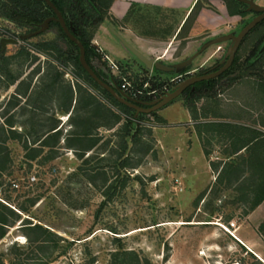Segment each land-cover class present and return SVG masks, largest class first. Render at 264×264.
I'll return each mask as SVG.
<instances>
[{"label":"rangeland","instance_id":"374dc122","mask_svg":"<svg viewBox=\"0 0 264 264\" xmlns=\"http://www.w3.org/2000/svg\"><path fill=\"white\" fill-rule=\"evenodd\" d=\"M229 1L201 0L163 63H178L213 39L238 34L256 16L248 5L246 14H230ZM35 3L0 0V40H20L5 49L0 44V199L15 210L9 221L17 225L0 241V264L218 263L213 254L198 256L205 253L200 245L204 239L221 241L220 262L244 257V264H261L256 256L230 248L232 235L224 228L241 221L256 200L259 175L246 171L242 158L240 173L228 167L220 173L251 130L264 131V22L245 37L236 64L215 78L214 88L202 97L193 101L183 93L154 115L133 116L79 72L69 56L78 54L77 47L57 25L22 38L34 29L18 16ZM203 8L208 11L202 13ZM180 20L175 11L140 8L131 25L161 38ZM87 29L92 33V24ZM232 43L207 47L180 71L181 80L220 67ZM91 45L90 60L108 78H120L103 52ZM133 59L121 68L137 85L149 78L153 88L181 81L176 72H152ZM223 124L237 127L238 137H230ZM32 174L37 180L28 184ZM16 180L19 189L12 186ZM22 220L53 234L16 229L24 226Z\"/></svg>","mask_w":264,"mask_h":264},{"label":"trees","instance_id":"16d2710c","mask_svg":"<svg viewBox=\"0 0 264 264\" xmlns=\"http://www.w3.org/2000/svg\"><path fill=\"white\" fill-rule=\"evenodd\" d=\"M57 7L61 10V12L63 13L65 20L67 22L68 27L70 28V30L82 41V43L84 44L85 48H86V56H87V61L89 62V64L91 65V67L95 70V72L99 75V77L101 79H103L104 81L110 83V84H116L119 87L122 84V78L123 77H128L129 75H126L125 73H123L122 71V65H119V70H120V78L115 76V75H111L110 78H108L106 76L105 71H103L102 69H100L92 60H90L89 58V54H90V47L92 46L91 44H93L92 40H93V34L96 31V29L99 27V25L103 22H105L106 20H109L110 17L108 16L110 14V7L113 3L114 0H107L103 3V0H72L71 3H67V2H63L61 0H52ZM200 1L198 0L197 3L195 4L192 12L190 13V15L188 16L187 20L185 21L182 29L184 28L185 24L187 23L189 17L193 14V12L199 8L200 6ZM35 7L34 6H25L23 8V12L22 15L18 16V19L21 21L22 24H25L27 26H30L35 30H38L42 24L44 23V21L50 17L54 15L53 10L46 4L45 0H35ZM102 3L104 6L105 11H102V6L99 4ZM227 7L229 10L230 14H246L247 10V4L239 1V0H230L227 3ZM103 9V10H104ZM93 10V11H92ZM112 18V17H111ZM113 20H115L114 18H112ZM264 22V20L259 23L254 29H256L260 24H262ZM114 23V22H113ZM89 24H92L93 27V31L92 33H90V30L87 29ZM57 25V27L60 30V33L70 42V43H74L73 41H71L67 35L64 33L63 29L61 28L60 24L58 22L52 21L50 23V27ZM253 29V30H254ZM252 30V31H253ZM1 44V43H0ZM75 44V43H74ZM76 45V44H75ZM2 47V45H1ZM77 50H78V54L73 55L70 54L69 56L76 59V64L78 67V70L80 73L86 75L91 81L94 82V84H96L98 87H101L100 85H98V83H96L91 77L90 75L87 73V71L83 68V66L80 63V59H79V48L76 45ZM257 52L259 51V49L256 50ZM0 54H4V52L2 51V48H0ZM237 55V54H236ZM101 53H98L96 55V58L99 60H101ZM237 56L235 57V60L232 64L231 67H233L236 62H237ZM230 67V68H231ZM229 68V69H230ZM228 69V70H229ZM227 71H225L223 73L226 74ZM156 72H161L159 70H156ZM221 76V75H220ZM129 79H131V77H128ZM217 79L213 78L210 80H204L201 82H197L195 83L193 86H190L189 88H187L183 93L188 94V96L190 97L191 100H196L199 99L200 97H202L203 92L205 90H210L212 88H214L215 82ZM146 81H149L150 86L149 89L150 90H154V89H158L160 92L165 93V86H167V88L171 91L175 88V86L178 83H174L172 85H164V83H162L159 87H155L153 88L151 83L153 82V80L151 78L146 79L142 82V84L140 85V87H143V84L146 83ZM135 83L137 82V80L134 81ZM102 88V87H101ZM103 92L106 96H108L112 101L116 102L117 104H119L120 106H122L124 108L125 111L127 112H132L133 116H140L144 113H140L139 115L136 114V111L119 103L108 91H106L105 89H103ZM161 93V94H163ZM160 96V95H159ZM139 99L145 101H153V98L151 96L148 97H143L141 96ZM151 114H156L155 112H152ZM226 126H229L228 124H223ZM231 126H229L228 130L230 132V137L235 138L238 137L236 134V132L238 131V128L236 127L234 130H232V128H230ZM252 135L245 138L242 141V145L237 147L234 151H232L229 154V158L230 160L228 162H225L222 171L220 174L225 172L226 167L230 168V170H232V172H239L241 171L240 168V164L238 162V159L242 158L243 159V164L247 165L248 169H246V171L252 172L251 174H253L255 172V174L259 175L256 179L258 181H255V187H254V192L256 194V200L254 201L253 204H251L250 208L248 209L247 212H249L250 210L255 209L259 204H261V202L264 200V131L262 130H251ZM4 148V147H2ZM0 147V152L2 151V149ZM206 154H208V151H206ZM244 152V153H243ZM245 154L248 155V158H243L245 157ZM0 171L2 168V165L0 163ZM245 171V170H243ZM254 175V174H253ZM237 180L240 178L239 175L236 176ZM246 177V175H243V179ZM15 210H13L9 203L6 202V200L4 199H0V241L5 237V235L8 233L7 229H10V227H15L17 226L16 224H14L13 222L9 221V215H13L15 214ZM13 224V225H12ZM20 225H24V226H18L16 227V229H22V228H29L30 230L33 231H38V233L43 236L46 235H51L53 234L52 231H50L48 228H45L43 225L41 224H25L24 220H22V222L20 223ZM260 230L261 232L264 234V222L260 225ZM27 237V241H29V244H32V239L30 237V235L28 233L24 234ZM38 242L40 241L39 239H37ZM45 239L40 241V244L44 243ZM14 245L12 247H15L17 243H13ZM125 253H128V251H125ZM139 259V257H138ZM242 264H244L243 259H241ZM261 264H263L260 261ZM3 264V263H1Z\"/></svg>","mask_w":264,"mask_h":264},{"label":"crops","instance_id":"0c3cea01","mask_svg":"<svg viewBox=\"0 0 264 264\" xmlns=\"http://www.w3.org/2000/svg\"><path fill=\"white\" fill-rule=\"evenodd\" d=\"M197 1L198 0H114L110 7V15L118 22H121L120 26H116L113 22L106 20L105 22L101 23L94 32L92 42L97 46V49H100L104 55H107L109 57V62L113 61L116 64L121 65L123 63L129 62L130 60H134L133 58L136 59L137 56L124 44L120 37L115 33L116 31L129 44L135 47L147 58L153 59L155 61L167 62L166 60L172 52L174 38H176L179 35V32H181L185 21L192 12ZM140 8L175 11L180 15L181 20L176 29L166 37L159 38L149 34H141L131 25L132 15L135 12V9ZM206 11H208V9H202V13ZM213 13L217 14L214 11ZM200 49L195 53L200 51ZM195 53H193L192 55H194ZM202 53L203 52H201L192 62L198 60V58L201 57ZM132 54H134L135 56H133ZM175 64L177 63H174L172 65ZM148 68L152 72L159 70L155 67ZM113 72H116V69H114ZM175 72V75L177 77L182 76V73H180V71H161L160 73L174 74ZM66 118H68V116ZM198 143L200 146L199 148H201V143ZM263 222L264 200L255 209L250 210L249 212L244 214L243 218H241V221H238L236 223V236L232 235L231 240L228 242L229 247L233 248L236 252H243L242 256L254 255L264 264V234L260 230V225ZM214 224L217 225V223ZM200 245L205 251V253H200V255H198L200 258L205 259L207 258L208 254H213V256H215V262H218L216 264H225L222 261H218V258H221L223 254V244L221 243V241L215 240L210 243L206 242L204 239V241ZM211 245L214 246V251H211V249L209 248ZM243 258L244 257H242V259Z\"/></svg>","mask_w":264,"mask_h":264},{"label":"water","instance_id":"95a60500","mask_svg":"<svg viewBox=\"0 0 264 264\" xmlns=\"http://www.w3.org/2000/svg\"><path fill=\"white\" fill-rule=\"evenodd\" d=\"M248 5V10L255 11L257 14L251 19L238 34H229L225 36L218 37L206 43L200 51L185 59L175 65H168L161 61H155L153 59L147 58L141 52H139L135 47L129 44L121 35H119L116 31L115 33L120 37V39L124 42V44L148 67H155L161 71L172 72V71H181L186 66L192 63V61L207 47L212 44L220 43L223 41L231 40L233 43L231 47L228 49L227 59L226 61L217 69L211 70L198 75H191L188 78L181 80L175 88L169 92H167L162 97L155 99L153 101L143 102L136 100L123 92L118 85L110 84L99 77V75L95 72V70L91 67L89 62L87 61L86 56V48L82 41L70 30L65 20V17L61 10L57 7V5L52 0H45L46 4L53 10L54 15L48 17L42 26L35 31H31L25 35H22L23 39H27L33 37L35 35H39L45 32L50 27V23L52 21L58 22L63 29L64 33L67 37L73 41L79 48V59L83 68L87 71L90 77L98 83L103 89L108 91L119 103L133 109L136 111V114L144 113L151 114L152 112L158 111L171 103L177 97L183 94V92L193 86L197 82H201L204 80H210L213 78H217L222 75L225 71H227L233 64L236 54L245 39V37L259 24L264 20V5L257 3L255 0H239ZM0 43L3 49L6 48L7 44H19L20 40L18 38L12 37H3L0 40Z\"/></svg>","mask_w":264,"mask_h":264},{"label":"built area","instance_id":"2783aa9c","mask_svg":"<svg viewBox=\"0 0 264 264\" xmlns=\"http://www.w3.org/2000/svg\"><path fill=\"white\" fill-rule=\"evenodd\" d=\"M257 3L264 5V0H255ZM105 57L109 60V57L107 55H105ZM111 67L114 69H116L117 71H119V65L116 64L115 62L111 61ZM181 77H177V80H181ZM176 79H173L171 81H175ZM141 84L137 85V83H135L134 81H132L131 79H129L128 77H123L122 78V84L119 87L123 92H125L126 94H128L129 96H131L132 98L139 100V101H143L141 99H139L141 96L143 97H148L151 96L153 98V100L158 99L160 97H162L163 95H165L167 92H169L170 90L167 88V86H165V93L160 92L158 89H154V90H150L149 88L146 89V86H150L149 81H146V83L143 84V87H140ZM163 93V94H161ZM160 95V96H159ZM144 102V101H143ZM147 102V101H145ZM37 180V176L35 174H32L30 176L27 177V182L28 184H33V182H35ZM13 188L19 189L21 187V182L18 180L14 181L12 184ZM235 225L236 222L235 221H231L230 225H225L224 228L233 236H236L235 234ZM233 228V229H232ZM231 264H242V261L240 259H234L232 261Z\"/></svg>","mask_w":264,"mask_h":264},{"label":"flooded vegetation","instance_id":"af4514ba","mask_svg":"<svg viewBox=\"0 0 264 264\" xmlns=\"http://www.w3.org/2000/svg\"><path fill=\"white\" fill-rule=\"evenodd\" d=\"M219 68V67H218ZM215 70V69H214ZM205 73V72H204Z\"/></svg>","mask_w":264,"mask_h":264}]
</instances>
